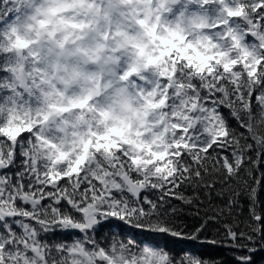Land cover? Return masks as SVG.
I'll return each instance as SVG.
<instances>
[{"label":"snow or ice","instance_id":"1","mask_svg":"<svg viewBox=\"0 0 264 264\" xmlns=\"http://www.w3.org/2000/svg\"><path fill=\"white\" fill-rule=\"evenodd\" d=\"M63 3L134 42L71 78L51 30L0 53V264H264V0ZM3 5L0 37L47 14Z\"/></svg>","mask_w":264,"mask_h":264},{"label":"clouds","instance_id":"2","mask_svg":"<svg viewBox=\"0 0 264 264\" xmlns=\"http://www.w3.org/2000/svg\"><path fill=\"white\" fill-rule=\"evenodd\" d=\"M20 2L27 4L29 9L34 7V0H20ZM42 7L46 10L44 12H32L31 17H13L11 25L4 28L2 37H0V53H18L23 51V45L29 39L35 37L36 32L45 33L49 30L53 35L48 37V42L53 47L58 48V43L63 42L64 49H59V52H69L65 57L67 63V71L63 74L71 78L73 69L77 63L80 64L81 70L87 69L93 63L97 67L104 66L105 58L109 55V46H116L124 55L129 54L128 46L134 41L128 36L117 37L115 40L98 41L97 24L91 25L92 39L88 40L81 36L78 28L73 27L74 22L83 21L88 19V16L83 10L78 8L66 7L63 0H42ZM34 17V18H33ZM41 20H47L44 27H41ZM103 44L104 47L97 48V43ZM83 48V51L80 49ZM114 56L115 53H112ZM147 55V53H145ZM95 57V61H93ZM13 64L16 66L17 71L14 73L18 78L28 79L29 77L23 72V67L27 63L26 60L20 59L18 55L11 57ZM59 75V73H58ZM78 87H87L90 81L81 78L78 82ZM50 101L59 102V98L49 96L46 98Z\"/></svg>","mask_w":264,"mask_h":264},{"label":"trees","instance_id":"3","mask_svg":"<svg viewBox=\"0 0 264 264\" xmlns=\"http://www.w3.org/2000/svg\"><path fill=\"white\" fill-rule=\"evenodd\" d=\"M192 251L198 252V251H201V250L193 248Z\"/></svg>","mask_w":264,"mask_h":264},{"label":"flooded vegetation","instance_id":"4","mask_svg":"<svg viewBox=\"0 0 264 264\" xmlns=\"http://www.w3.org/2000/svg\"><path fill=\"white\" fill-rule=\"evenodd\" d=\"M57 51H60L59 49H56Z\"/></svg>","mask_w":264,"mask_h":264}]
</instances>
